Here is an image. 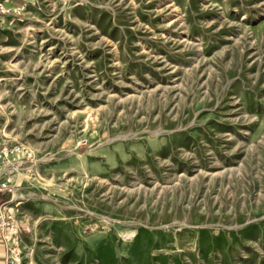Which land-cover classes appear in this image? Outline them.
I'll list each match as a JSON object with an SVG mask.
<instances>
[{"label":"rangeland","instance_id":"1","mask_svg":"<svg viewBox=\"0 0 264 264\" xmlns=\"http://www.w3.org/2000/svg\"><path fill=\"white\" fill-rule=\"evenodd\" d=\"M1 18L0 142L32 154L22 264H264V0Z\"/></svg>","mask_w":264,"mask_h":264},{"label":"built area","instance_id":"2","mask_svg":"<svg viewBox=\"0 0 264 264\" xmlns=\"http://www.w3.org/2000/svg\"><path fill=\"white\" fill-rule=\"evenodd\" d=\"M5 3L6 0H0V18L19 10L8 8ZM31 156L24 146L0 142V234L6 245V264L23 262L19 216L25 198L18 178L22 176L26 179L24 165Z\"/></svg>","mask_w":264,"mask_h":264},{"label":"crops","instance_id":"3","mask_svg":"<svg viewBox=\"0 0 264 264\" xmlns=\"http://www.w3.org/2000/svg\"><path fill=\"white\" fill-rule=\"evenodd\" d=\"M35 2V0H6L5 5L8 8L19 9L28 6ZM7 250L5 242L0 234V264H6Z\"/></svg>","mask_w":264,"mask_h":264},{"label":"bare ground","instance_id":"4","mask_svg":"<svg viewBox=\"0 0 264 264\" xmlns=\"http://www.w3.org/2000/svg\"><path fill=\"white\" fill-rule=\"evenodd\" d=\"M4 20H5L4 18H1V19H0V22H1L2 25H3V23H4Z\"/></svg>","mask_w":264,"mask_h":264}]
</instances>
